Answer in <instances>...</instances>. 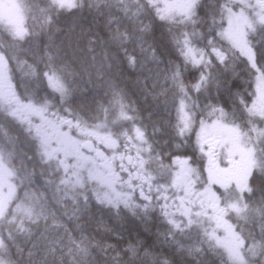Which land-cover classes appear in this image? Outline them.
<instances>
[{"label":"clouds","instance_id":"9594fccd","mask_svg":"<svg viewBox=\"0 0 264 264\" xmlns=\"http://www.w3.org/2000/svg\"><path fill=\"white\" fill-rule=\"evenodd\" d=\"M235 7L39 0L16 50L0 51L15 66L0 99V264H264V0L240 9L243 43L214 23ZM210 123L250 159L211 210L175 169L183 155L199 171ZM129 221L153 243L126 236Z\"/></svg>","mask_w":264,"mask_h":264},{"label":"rangeland","instance_id":"374dc122","mask_svg":"<svg viewBox=\"0 0 264 264\" xmlns=\"http://www.w3.org/2000/svg\"><path fill=\"white\" fill-rule=\"evenodd\" d=\"M39 0H0V25L3 29L9 30L16 37H22L25 33L24 15L30 12L33 17L34 9ZM64 7H71L73 0H59ZM236 7L233 13H225L223 26L227 29V36L233 41L243 43V33L246 30L247 15L240 14V9L248 3H255V0H233ZM30 7V9H29ZM258 94L256 97V108L264 111V81L258 82ZM212 137L217 142L218 161L217 166L221 175L217 176L216 171L210 165L204 171V179L193 175L184 163L183 158L175 161V169L178 173V180L190 187L191 181H195V190L201 194L205 206L210 210L212 203H218L217 194H226L232 185L243 186L246 181V171L250 165V159L240 145L237 134L223 123L209 124L199 132L200 152L206 153L209 161L211 153L208 152L204 140ZM231 159V161H228ZM198 179H201L200 183ZM200 184V187H199ZM201 186H203L201 188ZM211 203V204H210ZM215 223L220 226L223 234L221 243L225 248H230L233 241L228 238L227 225L224 216L217 215Z\"/></svg>","mask_w":264,"mask_h":264},{"label":"trees","instance_id":"16d2710c","mask_svg":"<svg viewBox=\"0 0 264 264\" xmlns=\"http://www.w3.org/2000/svg\"><path fill=\"white\" fill-rule=\"evenodd\" d=\"M214 2H215V0H210V6H211V4H214ZM29 9H30V7H29ZM32 9H35V8H32ZM26 16L27 17L25 19V22H26L25 28H26V25L30 26L32 24V17L30 16V12ZM214 23L223 24L221 17H216V19L214 20ZM0 33L5 36V37L0 38V43L5 44L11 48L10 50H7L6 48H4V50H7L9 53H12L16 50L15 45L18 43V41L20 39H22L25 36V34H24L22 37H16L11 31H9V30L7 31V30L3 29L1 27V25H0ZM12 37L17 38V40L13 41L11 39ZM193 155H195V154H193ZM178 157H183V155H180ZM204 161H205V159L202 156V154L200 153L199 157L195 160V163L198 164L200 170L203 168ZM146 227H148L149 231L152 233H154L156 230V224L155 223H152L151 225H146ZM136 233H138L139 238L144 239L147 244L151 245L153 243V239H154L153 235H150L149 232L143 231L140 224L136 223L135 221H129V223L127 225L126 236H133V234H136ZM165 251H167V249H165Z\"/></svg>","mask_w":264,"mask_h":264},{"label":"flooded vegetation","instance_id":"af4514ba","mask_svg":"<svg viewBox=\"0 0 264 264\" xmlns=\"http://www.w3.org/2000/svg\"><path fill=\"white\" fill-rule=\"evenodd\" d=\"M15 70V66H10L9 62L6 60L0 59V99L10 98V77L11 73ZM37 123H39V120L37 119ZM41 135H47L52 136L54 135V131L52 128H45L40 129ZM212 142L208 145L206 144L207 150L209 153H211V166L212 169L216 171V175H221V170L217 166L218 161V152H217V142L211 137ZM211 204V203H210ZM212 205L218 206V203H212ZM221 215V214H219Z\"/></svg>","mask_w":264,"mask_h":264},{"label":"water","instance_id":"95a60500","mask_svg":"<svg viewBox=\"0 0 264 264\" xmlns=\"http://www.w3.org/2000/svg\"><path fill=\"white\" fill-rule=\"evenodd\" d=\"M207 141H209V140H207ZM216 207H217V206H214L213 208H216ZM213 208H212V209H213Z\"/></svg>","mask_w":264,"mask_h":264}]
</instances>
